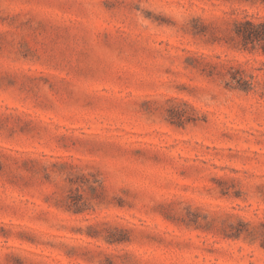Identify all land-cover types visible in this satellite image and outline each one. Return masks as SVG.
Wrapping results in <instances>:
<instances>
[{
  "label": "rangeland",
  "instance_id": "obj_1",
  "mask_svg": "<svg viewBox=\"0 0 264 264\" xmlns=\"http://www.w3.org/2000/svg\"><path fill=\"white\" fill-rule=\"evenodd\" d=\"M264 0H0V264H264Z\"/></svg>",
  "mask_w": 264,
  "mask_h": 264
},
{
  "label": "trees",
  "instance_id": "obj_2",
  "mask_svg": "<svg viewBox=\"0 0 264 264\" xmlns=\"http://www.w3.org/2000/svg\"><path fill=\"white\" fill-rule=\"evenodd\" d=\"M237 34L245 46L264 42V22L254 23L247 21L237 26Z\"/></svg>",
  "mask_w": 264,
  "mask_h": 264
}]
</instances>
